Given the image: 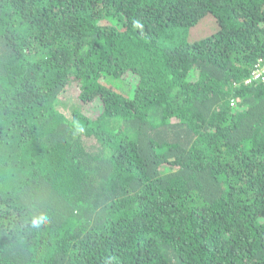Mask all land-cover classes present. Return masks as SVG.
<instances>
[{"label": "trees", "instance_id": "1", "mask_svg": "<svg viewBox=\"0 0 264 264\" xmlns=\"http://www.w3.org/2000/svg\"><path fill=\"white\" fill-rule=\"evenodd\" d=\"M258 60L264 0H0V264H264Z\"/></svg>", "mask_w": 264, "mask_h": 264}, {"label": "built area", "instance_id": "2", "mask_svg": "<svg viewBox=\"0 0 264 264\" xmlns=\"http://www.w3.org/2000/svg\"><path fill=\"white\" fill-rule=\"evenodd\" d=\"M250 81H262L264 82V60H258L254 67L251 76L247 79V82ZM232 105L235 104V101L232 100Z\"/></svg>", "mask_w": 264, "mask_h": 264}, {"label": "rangeland", "instance_id": "3", "mask_svg": "<svg viewBox=\"0 0 264 264\" xmlns=\"http://www.w3.org/2000/svg\"><path fill=\"white\" fill-rule=\"evenodd\" d=\"M111 80H112V84L114 86H116L117 88H120V89H125L126 88L124 83H122V82L119 83L118 80H115V79H111ZM75 95H76L75 90H74L73 86L70 85L69 86V98H73V97H75Z\"/></svg>", "mask_w": 264, "mask_h": 264}, {"label": "clouds", "instance_id": "4", "mask_svg": "<svg viewBox=\"0 0 264 264\" xmlns=\"http://www.w3.org/2000/svg\"><path fill=\"white\" fill-rule=\"evenodd\" d=\"M34 226H38V222L34 221Z\"/></svg>", "mask_w": 264, "mask_h": 264}]
</instances>
